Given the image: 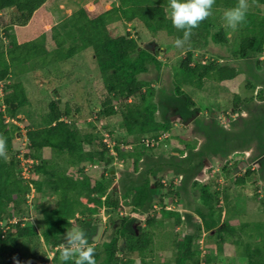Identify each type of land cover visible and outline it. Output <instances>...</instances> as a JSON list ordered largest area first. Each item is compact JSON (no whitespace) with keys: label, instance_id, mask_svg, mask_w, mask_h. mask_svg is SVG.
Segmentation results:
<instances>
[{"label":"trees","instance_id":"obj_1","mask_svg":"<svg viewBox=\"0 0 264 264\" xmlns=\"http://www.w3.org/2000/svg\"><path fill=\"white\" fill-rule=\"evenodd\" d=\"M45 1L0 0V10H11L12 26L25 25ZM117 1L118 5L105 11L109 19L101 14L88 19L82 10V16L79 17L73 28L66 31L62 37L76 40L75 43L79 44L68 48L66 55L63 52V57H61V59H65L69 56L67 54L73 55L76 51H81L86 47L92 49L93 57L102 77V84L107 93L101 102L102 106H107L105 114L119 113L118 124L126 128L128 135H126V139L121 140V143L132 145L135 140L138 143L128 152L120 147L117 140V144L113 146L115 155L111 153L104 142L95 145V133L93 134L91 131L89 135H82L74 123L61 119L62 116H68L71 109L68 104L60 109L57 101H50L47 111L41 115L38 121L28 122L25 130V151L18 154L12 145L14 139L21 136L19 127L15 123L5 121V117H9L11 121L14 118L22 120L23 117L17 115L18 108L26 101L27 96L18 80V75L16 74L13 78L16 82L11 84L7 82V75L13 69L14 61L20 59L19 56L23 54L16 52L19 45L16 44L15 35L8 31L12 26L10 24L3 25L10 44L6 48L0 41V80L5 79L3 94L0 96L2 99V103L0 102V133L7 138L8 152L6 161L0 158V224L2 221L8 220L7 224L11 225L12 231L9 229L4 232L0 225V264H12V260H18L21 264H33V260H38L40 264H45L47 257L39 258L41 252L36 249L39 240L47 248H57L67 229L73 228V221L79 226L82 223L90 226L88 218L94 216L101 208L116 212L121 206V202L126 199L129 200V213L152 214L145 218V225H142L137 217H117L119 227L116 234L109 241L102 243L100 251L98 247L94 246L97 264H132L130 256L133 255L140 257L139 264H148L145 257L151 250V245L154 246V224L162 226L165 221L170 220L172 229H175L181 222V214L171 208H166L165 199L173 198V201H177L175 204L178 205L181 196L180 192L174 189L172 179L168 180V183L162 180V168L154 172V175H157L154 179L151 180V177L147 178V176L143 179L140 178V182L130 185L129 189L122 194L115 189H109L113 176L108 173V170L113 169L112 163L118 162L120 159H122V163L128 162L131 157L133 159L129 167L136 170L140 157L146 151L156 147L153 144L144 143L145 136L153 141L159 134L170 131L172 122L157 121L154 114L156 105L152 98L153 90L146 88L142 91L146 84L138 76L142 72H147L150 67L160 66L156 54L146 46H142L140 39L133 37L130 31L112 36L105 27L106 23L112 22L113 18L118 20L122 18L127 22L135 21L138 25L143 26L144 31L153 33V35H157L159 31H167L176 34L177 37L182 35L181 32L173 28L168 19L167 8L163 7L167 3L164 1ZM166 1L168 2V0ZM235 3L236 0H216L213 6V15L203 21L199 28L194 30V34L210 31L213 27V19L216 23H220L221 11L232 7ZM250 4L254 9L248 11L247 22L235 30L238 33V48L233 51L234 56L244 57L252 53L251 51L261 52L264 44V9L261 8L264 5V0H249ZM230 31L232 32V30H227L223 24L216 33L211 34V38L216 42L225 43L226 35ZM239 31H246V33L240 35ZM43 40L44 36L39 42H26L22 46L31 44V51L42 53L46 50ZM1 45L6 48V52L4 48H1ZM56 45L54 55L58 53L61 55V40L57 41ZM6 53L9 56V61ZM191 60V54L187 52L186 57L180 61L179 67L176 69L178 84L185 80L181 78L183 75L187 78L196 77L195 84L197 86L202 84L200 81L203 77L220 82L233 79L236 75V70L227 65L204 64L197 60L190 67ZM14 69L19 70V66H15ZM9 88L10 91H8ZM137 95L140 98V106L134 107L131 103L126 102L128 98ZM113 98L123 100L121 101L122 109L117 111L114 108ZM12 104H15V107H11ZM237 143L239 145L241 141L237 140ZM237 143L232 142L234 146ZM189 146L186 143L184 147ZM45 150L49 152L48 157L44 156ZM18 155L32 159L30 171L35 178L25 179L20 174ZM55 156L58 157L54 160ZM57 159L65 164L57 162ZM203 160L207 161L209 158L204 157ZM84 163L96 166L99 164L101 171L98 179L88 176L84 172ZM70 166L82 173V176L75 178L69 175L67 169ZM149 171L153 175V167ZM254 171L256 170L249 169L242 177H235L234 184H244L246 177H250ZM105 172L107 173L105 174ZM192 188L196 190L199 199L198 206L192 211L196 213L199 221L194 228L188 227L183 232L175 233L176 236L171 243L170 257L165 258L162 264H226L224 258L218 255L212 256L206 250L202 253L198 248L197 241L203 229L206 232L216 229L215 235L220 242L229 239L230 243L233 242L240 248L238 256L240 260L237 264H264V221L240 222L234 227H230L229 221L221 218V207L216 206L220 198L226 202L227 188L225 186L222 189L212 187L209 181L204 183L194 181ZM159 191L160 216L156 218V210L153 209L154 201L151 197ZM30 192H33L31 196ZM44 192L47 193V196L55 197L56 202L53 207L38 202ZM260 197L264 211V195ZM82 198H85L86 201H81ZM12 219H15L14 223H9ZM129 222H132L130 226ZM88 233L86 232V234ZM25 239L28 241L25 246L27 251L26 257H22V240ZM88 240L90 242L89 238ZM59 251L51 257L50 264H73L71 260L62 262ZM119 251L122 252V256L119 255Z\"/></svg>","mask_w":264,"mask_h":264},{"label":"rangeland","instance_id":"obj_2","mask_svg":"<svg viewBox=\"0 0 264 264\" xmlns=\"http://www.w3.org/2000/svg\"><path fill=\"white\" fill-rule=\"evenodd\" d=\"M162 1L167 3L163 7L167 8L168 17L170 12L168 2L166 0ZM90 3H92V7L89 8ZM118 3L117 0H46L33 13L25 25L13 26L11 10H0V41L8 48L10 39L5 35L3 25L10 24L12 27L8 31L15 35L16 44L19 45L16 52L17 54H23L19 56L20 59L14 61L15 65L7 75V82L10 84L16 82L13 78L16 74L18 75V80L27 96L26 101L18 108L19 113L17 115L18 117H23L22 120L14 118L11 121L9 117H5V121L15 123L19 127L21 136H17L12 145L18 151V154H22L25 151L26 125L28 122L38 121L41 115L47 111L50 101H57L60 109H63L65 104H68L71 112L68 116H62L61 119L74 123L82 135H89L91 131L93 134L95 133V145L104 142L113 155H115L113 146L117 144V140L120 147L127 151L138 144L136 140L133 141V144L131 143L132 145L121 143V140L126 139L128 135L126 134V128L118 124L120 121L119 113L117 112V114L113 115L105 114L107 106H102L101 102H103L107 93L102 84V77L93 57L92 49L86 47L81 51H76L73 55L67 54L69 56L61 59L63 52L66 55L68 48L79 44L75 43L76 40L62 37L66 31L73 28V25L82 16V10L88 19L95 18L100 14L109 19L105 11L110 10ZM261 8L264 9V5ZM253 9L254 7L250 4L248 11H253ZM223 12L224 10L221 11L220 23H216L213 19V27L210 31H204L201 34L195 33L191 37L190 43L186 44L183 49L174 46V41L177 38L176 34L167 31H157L158 36L153 35V33L144 31L143 26L138 25L135 21L127 22L122 18L119 20L113 18V21L108 20L112 22L106 23L105 27L112 36L130 31L131 35L140 39L142 46L150 49L156 54V59L160 61L159 67H150L147 72H142L138 75L139 79L146 84L142 91L146 88L153 90L152 98L156 105L154 114L157 121L172 122L170 131L159 134L153 141L147 138L148 136L143 139L144 143L156 146L150 150L151 153L158 154L157 156L165 154L158 160L160 165H157L158 167L154 165V170L163 168L165 163L161 164V162L164 161L166 164L175 163L181 169L187 164V161L180 159L179 155H184L189 159L192 158L193 164L189 162L186 171L185 168L182 171L184 175L185 173L190 175V180L186 184H190L193 180H198L201 181L200 183L209 181L212 187L218 189H222V186H225L228 193L226 202L220 198L216 206L221 207V218L227 219L230 227H234L240 222L264 221L263 203L260 197L264 191V178L260 176L263 181L259 180L260 184H258L263 186L262 189L258 188L261 191L255 189V185L250 182L251 175L248 178L246 177L244 184H234L235 177H242L245 171L258 167L257 163L261 159H263L262 169L254 172H259V175L263 174L264 176V128L260 129V124L252 122V117H255L256 113H253L254 111L250 112V107L256 103L257 99L261 98V96L264 97V44L261 52L251 51L252 53L239 57L233 54V51L238 48V33L236 31H230L226 35L227 41L225 43L214 41L211 38V34L216 33L224 24L222 20ZM239 33L240 35L245 34L246 31H239ZM43 36L45 53L31 51V44L25 47L22 46L26 42H39ZM60 40L61 55L59 53L54 55V50L57 46L56 42ZM3 45H1V48H4L6 52V48ZM187 52H190L192 57L190 67L197 60L204 64L227 65L236 70V75L233 79L220 82L203 77L200 81L202 83L200 86L195 84L197 81L196 77L187 78L183 75L181 78L185 80L178 84L176 82L178 78L176 77V69L179 67L180 61L186 57ZM6 56L9 61L7 53ZM15 66H19V70L14 69ZM4 81L5 79L0 80V96L3 94ZM10 90L9 88L8 91ZM252 100L253 102H251ZM121 101L123 100L113 98L112 105L117 111L123 108ZM0 102L2 103V99H0ZM126 102L131 103L134 107L141 105L139 95L128 98ZM211 115L214 118H211ZM194 132H197L198 137L196 143L192 137L195 134ZM256 133L259 137L257 135L256 138L251 140L250 137ZM239 136L244 137V140L246 139V144L241 143L238 146L237 143V146L233 145L235 151L233 148L227 149L224 147L216 149L218 144L217 140L214 142V139L222 137V140L224 138L229 141L239 138ZM209 141H213V143ZM186 143L190 145L189 147H192L190 151H187L188 147H184ZM195 148L197 150H194ZM150 151L137 162L136 170L129 167L133 159L131 157L128 162L122 163V159H120L118 162L112 163L113 169L108 170V173L113 176L109 189H115L122 194L129 189L130 185L140 182V178L143 179L147 176V178L151 177L150 179L152 180L157 177V175L150 174L147 168L148 165H146L148 162L144 161V158L147 160L148 156L151 155ZM198 151H200L202 156L195 153ZM178 153L179 155L177 156ZM205 153L207 156H203ZM213 153L215 157H213ZM231 155H233L232 159L227 160ZM44 156H49L48 150L44 151ZM20 157L24 161V157L18 155L19 161ZM57 157L55 156L54 160ZM204 157H208L211 161L203 163L205 162L204 160L200 164V159H204ZM57 162L65 164L60 159H57ZM19 163L20 174L25 179L35 178L31 171L24 170L27 165L22 167L21 161ZM83 167L84 172L88 176L99 178L101 171L99 164L96 166L84 163ZM67 173L75 178L82 176V173L71 166L67 169ZM184 175L180 174L177 180L173 179V187L175 189H178L176 185L182 182ZM162 177V180L168 183V176ZM32 193L30 192L29 195L31 196ZM159 194L160 191L151 197L152 201H154L153 209H156V218L160 216ZM165 200L166 208H171L179 214L182 213V219L179 226L175 229H172L170 220L165 221L162 226L154 224V246L153 244L151 245V250L145 257L149 262L148 264H162L165 258L170 257L172 252L171 243L174 236H176L175 233L183 232L188 227L194 228L199 221L196 213L192 211L198 206L197 201L199 200L194 188L191 189L190 194H186V197H181L178 205L175 204L177 201H173V198ZM81 201L84 202L86 199L82 198ZM128 201L127 199L122 201L116 212L101 208L94 216L88 218L90 219L88 220L90 226H86L85 223L79 226L73 221L72 227H80L85 233L89 232L86 236L92 242H89L90 246L98 247L100 251L102 243L109 241L116 234V230L119 227L117 217H137L139 222L145 225V218L152 214L143 212L129 213ZM38 202L53 207L56 199L55 197L47 196V193L44 192ZM183 204L187 205L190 211H184V208H181V206H184ZM14 221L15 219H12L9 223H14ZM7 223L8 220H4L0 224L4 232L9 229L12 231L11 225ZM131 223L129 222V226ZM98 225L102 226L101 232L97 240L92 241ZM215 233H217L216 229L209 232L203 229L197 241L198 248L202 253L206 250L212 256L218 255L224 258L226 264H237L240 260V257H238L240 248L235 243H230L229 239L220 242ZM22 241L21 253L22 257H26L27 249H25V246L28 241L27 239ZM63 242L62 238L57 248L50 249L45 247L39 240L36 245L37 251L41 252L39 258L47 257L45 264H50L51 257L60 250V245ZM121 253L119 251L120 256H122ZM130 257H132V264L140 263V257L137 255ZM11 263L16 264V261L12 260ZM32 263L40 264L38 260H33Z\"/></svg>","mask_w":264,"mask_h":264},{"label":"clouds","instance_id":"obj_3","mask_svg":"<svg viewBox=\"0 0 264 264\" xmlns=\"http://www.w3.org/2000/svg\"><path fill=\"white\" fill-rule=\"evenodd\" d=\"M216 0H168L170 12L168 19L173 28L181 32L174 41V46L183 49L189 44L194 30L213 15ZM249 0H236V3L224 10L222 20L227 30L235 31L247 22ZM0 158L8 159L7 138L0 133ZM60 245L59 257L62 262L73 264H97L96 250L90 246L85 231L80 227L67 229ZM16 264H20L17 260Z\"/></svg>","mask_w":264,"mask_h":264},{"label":"crops","instance_id":"obj_4","mask_svg":"<svg viewBox=\"0 0 264 264\" xmlns=\"http://www.w3.org/2000/svg\"><path fill=\"white\" fill-rule=\"evenodd\" d=\"M253 99V98H252ZM250 102V101H249ZM251 102H253V100L251 101ZM251 106V105H250ZM252 111H254L253 113H256V116L255 117H252V122H255V123H257V124H260L261 126V128L260 129H262V128H264V97H261V98H258L257 99V101H256V103H254V105H252L251 107H250V112L252 113ZM211 118H214V116L213 115H211L210 116ZM253 119H254V121H253ZM194 131V130H193ZM197 131V130H196ZM256 132H258V131H256ZM195 134H193V139H194V141H195V143L197 142V139H198V137H197V132H194ZM198 135H200L199 133H198ZM229 135V134H228ZM257 133L256 134H253L251 137H250V139L251 140H253L254 138H256L257 137ZM258 137H259V135H258ZM244 138V137H243ZM242 137H240L239 136V138H236V139H233V140H229V141H227V140H225L224 138H223V140H222V137H219V139H214V142H216V140H217V146H216V149H221V148H227V149H232L233 148V150L235 149V147L233 146V144H232V142L234 141V142H236L237 143V140H240L241 141V143H245L246 142V139L244 140ZM209 142H212L213 143V141H209ZM224 143V144H223ZM241 143H239V145L238 146H240V144ZM246 144V143H245ZM192 146V145H191ZM233 146V147H232ZM237 146V145H236ZM192 149V147H188V149H187V151H190ZM194 150H197L196 148L194 149ZM214 150V149H213ZM200 151H201V149H200ZM200 151H198V152H195L197 155H200V156H202L201 155V153H200ZM228 151V150H227ZM235 151V150H234ZM148 151H146L143 155H145L146 153H147ZM191 152H193V151H191ZM150 153H151V151H150ZM229 153V152H228ZM232 153V152H231ZM234 153V152H233ZM142 155V156H143ZM152 155V156H151ZM151 155H149L148 156V158H147V160H146V158H144V161H147L148 163L146 164V165H148V171L150 170V169H152V167H153V175H154V172H155V170H154V167L155 166H159L160 164L158 163V160H159V158L161 159L165 154H161V155H159V156H157V155H155V154H153V153H151ZM179 155V153L177 154V156ZM142 156L140 157V159L142 158ZM203 156H207V154L205 153ZM233 155H231V156H229V158L227 159V160H230V159H232L231 157H232ZM179 157H180V159H185L186 161H187V164L183 167V168H181V169H179L177 166L178 165H176L175 163L174 164H166V162L164 161V162H161V164H163V163H165L164 164V167L162 168V170H163V172H162V176H168V180H170V179H172V181L174 182V180L173 179H176L177 180V178L179 177V175L180 174H183L184 175V172H182L183 170H184V168H185V171H186V168H187V166H188V164H189V162H190V164H193V162H192V158L191 159H189L188 157H186V156H184V155H179ZM213 157H215L214 156V153H213ZM195 158V157H194ZM139 159V160H140ZM203 159V158H202ZM202 159H200V161H202ZM200 161H199V163H200ZM204 161V160H203ZM202 161V162H203ZM211 161V159H209V160H205V162H203V163H207V162H210ZM244 161V160H243ZM263 159H261V160H259L258 161V167H254V168H252L251 170H253V169H255L256 171H258V169H262V167H261V165H263ZM201 164V163H200ZM155 165V166H154ZM157 166V167H158ZM175 169V170H174ZM199 170L201 169V168H198ZM202 170V169H201ZM140 172H142V171H140ZM259 172H254V173H252V175H251V183L253 184V185H255L254 186V188L255 189H257L258 191H260V189H258V188H260V187H263V186H260V185H258V184H260L259 183V180H261V181H263V178H264V176H263V174H261V175H259L258 174ZM182 176V175H181ZM260 176H262V177H260ZM163 178V177H162ZM182 178V177H181ZM253 178H255V180H252ZM190 180V175L189 174H187L186 175V173H185V175L183 176V180H182V182L181 183H177V185L176 186H178V189H175V190H178L179 192H180V196L181 197H186V194H190V191H191V189H192V183L194 182V181H198V180H193L192 182H190V184H186L188 181ZM172 182V184H174ZM198 182H201V181H198ZM202 183H204V182H202ZM180 184V185H179ZM187 187V188H186ZM223 187V186H222ZM221 189V188H220ZM263 195H264V192H263ZM184 205V204H183ZM154 207V206H153ZM174 208V207H173ZM181 208L184 210V211H190L189 210V207L187 206V205H184V206H181ZM180 208V209H181ZM167 209H169V208H167ZM156 210V209H155ZM181 218H182V213H181Z\"/></svg>","mask_w":264,"mask_h":264},{"label":"built area","instance_id":"obj_5","mask_svg":"<svg viewBox=\"0 0 264 264\" xmlns=\"http://www.w3.org/2000/svg\"><path fill=\"white\" fill-rule=\"evenodd\" d=\"M24 159V161H22L21 160V157H20V161H21V166L23 167V165H27V168L26 167H24V170H26V171H30V167H31V165H32V163H33V161H32V159H26V158H23ZM21 173H22V171H21ZM23 174V173H22Z\"/></svg>","mask_w":264,"mask_h":264},{"label":"water","instance_id":"obj_6","mask_svg":"<svg viewBox=\"0 0 264 264\" xmlns=\"http://www.w3.org/2000/svg\"><path fill=\"white\" fill-rule=\"evenodd\" d=\"M90 7H92V3H90L89 8H90ZM14 106H15V104H12V105H11V107H14ZM101 228H102V226H101V225H98L97 230H96V233H95V235L92 237V241H96V240H97V238H98V236H99V234H100V232H101Z\"/></svg>","mask_w":264,"mask_h":264}]
</instances>
